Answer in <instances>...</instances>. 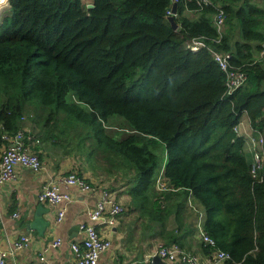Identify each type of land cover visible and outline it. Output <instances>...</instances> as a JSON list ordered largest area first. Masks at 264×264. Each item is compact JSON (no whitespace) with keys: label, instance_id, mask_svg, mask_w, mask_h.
Instances as JSON below:
<instances>
[{"label":"trees","instance_id":"1","mask_svg":"<svg viewBox=\"0 0 264 264\" xmlns=\"http://www.w3.org/2000/svg\"><path fill=\"white\" fill-rule=\"evenodd\" d=\"M211 1L179 2L174 30L171 0H92V8L84 0H8L0 154L27 116L43 142L77 151L95 174L129 176L134 220L150 239L186 249L200 225L229 253L225 264H264V171L253 176L235 131L246 113L264 132V58L255 55L264 47V0ZM219 7L225 31L208 42L248 75L232 94L210 50L187 47L219 36ZM113 116L128 125L122 137L109 131ZM163 168L167 191L156 186Z\"/></svg>","mask_w":264,"mask_h":264},{"label":"crops","instance_id":"2","mask_svg":"<svg viewBox=\"0 0 264 264\" xmlns=\"http://www.w3.org/2000/svg\"><path fill=\"white\" fill-rule=\"evenodd\" d=\"M185 14L190 18L196 17L193 11H185ZM255 55L257 58L262 56L256 53ZM240 121L241 134L245 138L244 152L252 164L253 152L247 135L264 137V132L251 126L246 113L242 115ZM23 126H27L38 136V131L34 130L27 116L23 121ZM40 141L36 150L43 162L42 169L33 171L30 168L19 167L17 176L0 186V246L8 252L7 264H31L39 259L47 247L49 264H75L71 244L84 237L81 226L91 223L88 211L101 198L103 189L111 190L125 205L126 211L119 216L115 225L105 222L95 223L100 233L111 240V246L102 253L99 264H154L153 257L156 255L158 246L163 242L150 239L148 234L141 233L140 228L137 227L138 224L134 220L136 213L129 193L131 183L126 180L127 177H124L123 173L113 176L95 174L89 163L77 151L65 153V150L45 143L41 138ZM72 171L84 176L96 189L85 192L74 186L69 187L68 191L72 198L69 203L65 204V216L59 222L58 212L63 204L53 205L39 202L38 195L45 184L53 180L60 181ZM40 204L46 208L43 217L50 222L44 235L36 229L29 228ZM16 213L19 216H15ZM23 234L30 237L28 247L14 251L15 241ZM196 237L197 240L195 239L186 249L200 254L201 261L208 263L209 253L203 248L200 230ZM56 238H61L62 244L54 248L51 243Z\"/></svg>","mask_w":264,"mask_h":264},{"label":"built area","instance_id":"3","mask_svg":"<svg viewBox=\"0 0 264 264\" xmlns=\"http://www.w3.org/2000/svg\"><path fill=\"white\" fill-rule=\"evenodd\" d=\"M195 3L203 7L212 3L211 0H171L167 10V15L172 14L173 4L179 2ZM177 16V15H176ZM215 26L219 36L214 39L202 36L191 39L187 47L191 50L207 48L213 54L215 61L220 65L227 76V94H232L236 89L245 85L248 79L247 72L243 68L232 63L233 54L229 51L215 50L208 41L219 43L225 31L226 12L223 8H218V14L215 17ZM264 58V47L261 51ZM26 117L22 119L24 121ZM241 121L235 126L237 134H241ZM244 137V136H243ZM7 144L2 148L0 154V186L14 179L17 176L19 167L30 168L33 171H39L43 167L36 146L40 144V138L36 136L30 128L22 126L13 135L7 136ZM248 142L253 152L252 174L255 178L260 177L264 171V137H254L247 135ZM64 185V186H63ZM74 186L82 191L90 192L96 188L84 176L76 171L69 172L60 181H50L45 184L38 195V201L53 205L63 204L58 212V221H62L65 216V204L71 201V193L68 188ZM156 186L160 191H167L171 187L164 180V168L157 178ZM101 198L96 202L93 208L88 211L91 223H85L81 226L84 237L79 241L71 244V250L74 255L75 264H99L100 257L111 246V240L104 237L95 223L105 222L109 225H115L120 215L125 213V205L119 201L116 195L109 189H103ZM15 216H19L18 213ZM199 230L203 243L210 248L209 262L202 263L201 259L194 253L182 248L179 244L173 243L166 245L160 244L157 248L156 255L160 256L165 262L170 264H224L230 258L228 252L218 248L215 238L206 233L202 226ZM30 243V237L27 234L21 235L14 243V251L27 248ZM62 244L61 238H56L52 247L56 248ZM48 247L44 249L39 259L31 264H49L47 260ZM8 252L0 246V264H7Z\"/></svg>","mask_w":264,"mask_h":264},{"label":"water","instance_id":"4","mask_svg":"<svg viewBox=\"0 0 264 264\" xmlns=\"http://www.w3.org/2000/svg\"><path fill=\"white\" fill-rule=\"evenodd\" d=\"M94 6L93 3H89L87 5L88 8H92ZM172 14L171 15H167L166 19L167 21L171 24L172 28L174 30H178L179 29V24L176 20V15H177V11H178V5L175 3L172 6ZM46 208L43 206V204L38 205L36 212L34 213V219L31 222V224L29 225V228L32 229H36L38 230V232L41 235H44L45 233V229L46 227L49 225V221L45 220V218L43 217V214L45 213ZM153 263L154 264H168L167 262H165L160 256L155 255L153 257Z\"/></svg>","mask_w":264,"mask_h":264},{"label":"rangeland","instance_id":"5","mask_svg":"<svg viewBox=\"0 0 264 264\" xmlns=\"http://www.w3.org/2000/svg\"><path fill=\"white\" fill-rule=\"evenodd\" d=\"M85 2H87L88 4L89 3H92V0H84ZM10 10V4L9 2L7 4H4L2 6H0V21L2 20V18L9 12ZM264 45V44H263ZM261 54V52H260ZM258 55V53H257ZM257 57V56H256ZM260 58V57H258ZM109 122L107 123L109 125V131L114 134V133H118L120 134L119 137H122V135L124 134H127L128 133V125L124 122L125 119L121 116H113V117H110ZM60 149H66V147H61L59 146ZM67 149H70V148H67ZM164 146L161 145L160 147V151L163 152L164 150ZM250 161V160H249ZM124 175V174H123ZM126 175H124L125 177ZM126 180L128 181L129 180V176H126ZM123 180H125V178H122ZM191 252V251H190ZM193 253V252H192ZM196 254V253H194ZM199 258H201L200 255L196 254ZM209 256V254H208ZM209 260V258H207ZM202 262V261H201ZM203 263V262H202ZM225 264V263H224Z\"/></svg>","mask_w":264,"mask_h":264},{"label":"bare ground","instance_id":"6","mask_svg":"<svg viewBox=\"0 0 264 264\" xmlns=\"http://www.w3.org/2000/svg\"><path fill=\"white\" fill-rule=\"evenodd\" d=\"M5 1L7 2V0H4V2H5ZM0 4H3V1H2V0H0ZM199 255H200V254H199Z\"/></svg>","mask_w":264,"mask_h":264},{"label":"clouds","instance_id":"7","mask_svg":"<svg viewBox=\"0 0 264 264\" xmlns=\"http://www.w3.org/2000/svg\"><path fill=\"white\" fill-rule=\"evenodd\" d=\"M7 3H8V0H7Z\"/></svg>","mask_w":264,"mask_h":264}]
</instances>
